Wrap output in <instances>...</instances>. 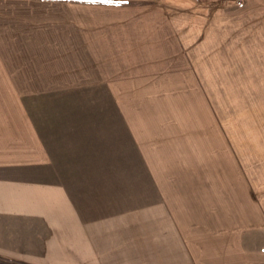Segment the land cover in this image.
<instances>
[{"label":"crops","instance_id":"obj_1","mask_svg":"<svg viewBox=\"0 0 264 264\" xmlns=\"http://www.w3.org/2000/svg\"><path fill=\"white\" fill-rule=\"evenodd\" d=\"M134 1L29 0L15 15L22 24L0 44V74L39 79L0 85V256L18 264H264V150L227 155L201 168L203 179H181L188 169L165 160V139L156 153L146 149L152 122L118 113L152 176L133 180L127 164H101L100 122L35 113L83 94H108L127 110L134 106L121 94L200 90L192 42L168 14L178 8ZM53 124L64 132L52 133Z\"/></svg>","mask_w":264,"mask_h":264},{"label":"rangeland","instance_id":"obj_2","mask_svg":"<svg viewBox=\"0 0 264 264\" xmlns=\"http://www.w3.org/2000/svg\"><path fill=\"white\" fill-rule=\"evenodd\" d=\"M23 1L29 0H0V44L12 36L13 24H22L15 15L28 9ZM163 1L180 11L168 14L181 21L180 35L192 42L196 88L202 91H184L187 87L181 86L175 87L179 91L121 94L122 101L128 99L134 106L123 111L117 103L109 104L108 94H83L74 101L51 100L35 113L41 120L76 117L84 124L100 122L95 137L102 147L101 164H127L135 170L133 180L152 176L133 138L123 134L116 118L128 112L139 121L149 119L146 149L156 153L154 147L165 139V152L171 155L165 160L188 169L179 173L181 179H203L201 168L219 167L227 155L230 159L264 150V0ZM188 24L196 26L195 32L185 29ZM2 63L0 54V70ZM12 78L17 84L39 79ZM12 78L0 74V85ZM57 126L52 133L64 132V125Z\"/></svg>","mask_w":264,"mask_h":264},{"label":"trees","instance_id":"obj_3","mask_svg":"<svg viewBox=\"0 0 264 264\" xmlns=\"http://www.w3.org/2000/svg\"><path fill=\"white\" fill-rule=\"evenodd\" d=\"M0 264H18V263L0 256Z\"/></svg>","mask_w":264,"mask_h":264},{"label":"snow or ice","instance_id":"obj_4","mask_svg":"<svg viewBox=\"0 0 264 264\" xmlns=\"http://www.w3.org/2000/svg\"><path fill=\"white\" fill-rule=\"evenodd\" d=\"M108 2H111V0H108Z\"/></svg>","mask_w":264,"mask_h":264}]
</instances>
